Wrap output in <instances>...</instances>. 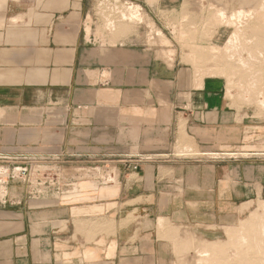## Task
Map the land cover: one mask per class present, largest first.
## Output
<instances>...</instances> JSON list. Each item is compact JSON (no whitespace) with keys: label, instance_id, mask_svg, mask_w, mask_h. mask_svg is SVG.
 <instances>
[{"label":"crops","instance_id":"crops-1","mask_svg":"<svg viewBox=\"0 0 264 264\" xmlns=\"http://www.w3.org/2000/svg\"><path fill=\"white\" fill-rule=\"evenodd\" d=\"M90 6L0 0V166H45L29 176L50 188L4 181L0 264H166L144 222L219 224L264 199V117L239 116L219 81L194 87L146 48L99 51ZM241 144L254 146L245 157L175 151Z\"/></svg>","mask_w":264,"mask_h":264},{"label":"bare ground","instance_id":"bare-ground-1","mask_svg":"<svg viewBox=\"0 0 264 264\" xmlns=\"http://www.w3.org/2000/svg\"><path fill=\"white\" fill-rule=\"evenodd\" d=\"M99 1H101V3H100L101 5H107L108 8H109V5L111 6V4L116 5V3H112L110 0H99ZM150 1L151 0H148V2H150ZM160 1L163 5L162 8H164L165 11L166 10L169 11L170 9H175V8L180 9V7L183 6L182 8H185L184 10H186V9L192 10L195 12L196 17L198 15V18H199V19L197 18V20H199L198 22H200L201 18H202V20H204V22L201 20L202 21L201 23L202 24L205 23L206 24L205 27L206 26L207 27H206V29H202V30H205V32H207L209 29L210 30L207 34L203 31L204 33L202 34V36L197 35V39L195 38L194 35H193L194 36V38H193V36L191 34L192 38L194 39V40L191 39L192 41H194V43H193L192 41L187 40L190 37L186 36L187 37V39H186L185 35L184 34L182 35V33L184 31L181 32L182 31L181 29H183V28L179 29V31L174 30L172 25L176 22L174 21V19H173V21H171V19H170L171 17L170 18L167 17V16L171 15V13L168 12L169 15H167L166 14L167 11H166L165 14L167 16L162 18L164 26L169 30L172 37H174V39L177 40V42L176 41L175 42L179 45V47L181 48V50L183 52L184 51L187 52L188 49L193 48L195 46L196 49H198V51H199L198 53L200 54V57L202 56L204 58V56L206 55L203 62L206 61V63H207V61H209V63H207V64L211 65L213 60L215 61L216 59H218L219 62L217 64L220 63V65H219L220 67L213 66V69H215L216 67H217L216 69L219 68L220 73L217 70V74H223V76L225 74L226 75L228 74V76L229 75L231 77L237 76L238 78H240L239 76H241V77L246 76L247 77V79H245V80H247V83H245V87H241L243 85L240 84L241 86L240 85L239 86L241 88H243V90L239 91L240 87L235 88L232 86L233 84L231 83V82L235 83V80H234L235 78H232L234 81H229L228 76H226L228 79L227 81H229L227 87L225 88L226 89L225 94H226V97H228V99H231V101H232V99L236 96L237 99L240 98V99H242V101L244 100L245 102H254L261 109L264 110V91L261 90L263 85H261L262 87H260L258 89L256 87V85L262 83V80H263L264 49L263 50L253 49L249 46V44L251 43V40L253 39L251 37H253L255 35H259V34H256L254 32L253 28L258 29V28H260L261 23L264 24V0H160ZM135 2L133 3V2L127 1V2L123 3V5L121 4L122 6L121 5H120V7L118 6L119 11H117V12L119 13V17H120L118 19L123 20V21L128 20L129 23L130 22H133V23L135 22L137 24L143 23L149 30L147 41L153 42V40H156V42H157V40H160V42L161 41L164 42L165 40L163 41V35H162L164 33H162L161 30H159L157 27H155V24L150 19L151 17L149 18L147 13L143 11L142 7L138 4V2L137 3H135ZM115 7H117V6H115ZM182 8L180 10H183ZM177 9H175V10H177ZM172 12L174 14V10H172ZM178 12H179V10H178ZM182 12H181V14L183 15ZM175 13H176V11H175ZM176 14H178V13H176ZM191 14H192V12H191ZM186 16H187V14H186ZM172 17H173V15H172ZM180 17H181V15H180ZM193 17H195V16H193ZM173 18H175V17H173ZM188 19L190 21L191 18H188ZM188 19L186 18V20H188ZM192 19L194 20V18H192ZM15 20H17V19H15ZM103 20H104V23H103L104 29L106 28V29H110L113 31L116 29L114 27L115 25H114L113 18L111 19L109 15L104 17ZM186 20H185L186 23L189 22ZM195 20H194V23L196 22V24H197V21H195ZM12 22H14V21L12 20ZM117 22L120 23L122 21L118 20ZM177 22H179V20ZM180 22H183V20ZM171 23H173V24L171 25ZM189 23H187V25ZM194 23L192 24V26L195 25ZM198 24L200 25V23H198ZM251 24H253V25L255 24L257 27L256 26L254 27ZM117 25H119V24H117ZM179 25H180V23H179ZM199 25L198 26L196 25V27H199ZM250 25L253 27L252 31H250V32H252V34L248 36L247 35L248 30L247 29L249 28ZM184 26L185 25L183 24V27ZM192 26L189 24L187 27L186 26L185 27L187 29L188 27L191 28ZM205 27L203 26L202 28H205ZM194 28L192 27V29L190 31H188V30L187 31L185 30V31L192 33L191 31ZM207 28H209V29H207ZM176 29H177V27H176ZM196 30H197V28H196ZM250 30H251V27H250ZM193 31H195V30H193ZM195 33L196 32H194V34ZM187 35H189V34H187ZM257 37L258 36H256V39H257ZM258 40H259V38H258ZM252 43H255V42H252ZM194 44H196V45H194ZM157 45H159V43ZM252 45H254V44H252ZM256 45H255V47L257 48ZM165 50L161 51V52L163 54H165L169 58L170 61H172L174 54L172 53L171 50H167L166 52H165ZM191 50H192V52L194 51L193 52L194 56L197 55L195 53V52H197V50H194V49H191ZM191 50H189V51L191 52ZM182 51H180V52H182ZM184 54H185V52H184ZM188 54H189V52H187V56H188ZM190 57H189V60H190ZM207 57H208V60H205V59H207ZM196 59H198L199 61L202 60L199 58H196ZM196 59H191V61L194 60L195 62L194 61L193 62L195 63V65H199V63H197L198 60H196ZM203 62L200 61V64ZM171 64H173V63H171ZM213 64L216 65L215 62H213ZM202 66H204V64L200 66L202 69H204ZM211 66H208L209 67L208 69H210ZM199 68L198 69L196 68L198 75H200V69H201V68L200 69ZM194 69H195V67H194ZM208 69H206V70H208ZM205 73L208 76L210 75L209 74L210 72L207 73V71H206ZM212 74H214V72H211V75ZM198 75H197V77L196 76L195 77L199 78ZM245 80L242 82H238V83H243V82H245ZM194 83H196V82H194ZM196 84H194V86L195 87L197 86V88H199L201 86L198 83H196ZM235 85L238 86L237 84H235ZM178 122H179L180 126L184 123V122L181 123L182 121L181 122L178 121ZM184 146L185 147L184 148L182 147V149L179 148L182 151L176 149L177 150L176 152H179V153L181 152L182 155H184V156L190 155V153H192V152L190 151L191 149H190L189 145H184ZM244 153H246V152H244ZM176 155H179V154H176ZM199 155H201V156L203 155V156H206L207 158H211V159L224 158V157L235 158L239 155L244 156V157L247 156V154H243L242 152H241V154H240V152H239V154H237L236 152L235 153H233V152H231V153H226V152L225 153H217V152H206V151L200 153ZM248 155H250V154H248ZM13 166L15 167L13 170L17 171V173L20 172L21 175L26 176V179H25L27 181L26 183H29L30 182L29 170L31 168H34V165L32 167H30V165L29 166L28 165L21 166L18 164L13 165ZM35 166H37V165H35ZM6 171H7V167L6 168L3 166L0 167V177H1L0 180L1 181H3L4 176L6 175ZM66 171L72 172L74 170L66 169ZM80 172H84V171L81 170ZM252 218H253V221L250 225V229L245 228L241 222L242 220L241 221L239 220L241 222V224H239L240 227L238 226L239 230L237 231V233L234 232V233H236L235 235L232 233L234 235L232 237L228 233V232H230L228 230L229 226L226 227V229H225L228 237H230V239H231V241H230V239L227 237L228 241H229L228 243H230L233 248L235 247L237 249L236 253L235 254L233 253V258L236 261H238L237 264L238 263H240V264H260L259 262H257L256 256L260 251H262L264 249V218L262 216H258L255 218L252 217ZM164 220L165 219L162 216L157 217L156 218V225L159 228H161V226L164 223ZM214 243H216V242H214ZM210 244H212V243H210ZM216 245L212 244V247H210L212 249H210V250H213V251H211V252L209 251V249L207 250L205 248V246L196 247V248L194 247L192 253H181L178 256V257H180L179 260L181 261V263H184V264H220V263H218V260L220 262L222 259L220 260L219 257L224 258L228 255H226L227 251H226V249H225L226 247H225L223 250L222 249L217 250L220 255L218 254L219 257L216 256L217 254L215 255V251H214V250H216L215 249ZM250 250L251 251L254 250L255 251L254 254L256 256L254 254H250V253L245 254V252L250 251ZM241 253H244V255H241Z\"/></svg>","mask_w":264,"mask_h":264},{"label":"rangeland","instance_id":"rangeland-1","mask_svg":"<svg viewBox=\"0 0 264 264\" xmlns=\"http://www.w3.org/2000/svg\"><path fill=\"white\" fill-rule=\"evenodd\" d=\"M110 1L112 3H116V5L115 4H113V5L111 4V6L109 5V8H108L107 5H101L100 4L101 1H99V0H91V6H90L91 21L90 22H91V27H92L93 31L90 33L88 40H90L92 43L96 44V46L98 47L99 51L105 52L106 50H109V49L112 50V51H115L116 49H120V48H122L124 46H130V47H135V48L136 47L146 48L147 51H149L151 57H154V58L155 57H158V59H161L162 58L166 62V67L167 68L172 69L174 66H177L178 68H180V73L182 72L184 74L191 75L192 78H193V80H194L193 82H196L199 85H201L200 87H203L204 80L205 79H212V80L219 81V84L222 85L221 88H222L224 94H225V90H226L225 88L227 87L229 81H234L235 80V83L231 82L233 84L232 86L235 87V88H238L241 85H243L241 87H245V83H247V80H245V79H247L246 76H243V77L239 76L241 79L243 78L241 80L237 76L236 77L235 76L234 77H231L230 75L228 76V74L227 75L225 74L224 76H223V74H217V70L220 73L219 68L216 69L217 67H220L219 66L220 63L217 64L219 62L218 59H216L215 61L213 60V62H215L216 65L213 64V62L211 64L212 66L210 64H207V63H209V61H207V63H206V61H204L205 62L204 63L203 60H204V58H205L206 55L204 56V58L201 56L203 58L202 59L200 57V54L198 53L199 52L198 49H196L195 46H194L195 48L193 47V48L188 49L187 52H189L190 55L188 54V56H187V52L186 51H184L185 52V54H184V52L181 50V48L179 47V45L176 43L177 40L174 39V37H172V35L169 32V30L163 24V19L162 18L166 17L167 15H169V13H171V15H169L167 17H169V18L171 17L170 18L171 21H173V19H174V21L176 22L174 24L171 23V25L172 24L174 25V26L172 25V27L174 28V30L175 31H177V30L179 31V29L183 28L184 30L181 29L182 31L181 30L180 31L181 32L184 31L182 33V35L184 34L186 39H187V37H190L189 39H187L188 41L194 40L193 39L194 36L197 39V35L198 36H202V34L205 32V30H202V29H206L207 26L205 27L206 24L205 23H203V24L201 23L202 21L204 22V20H202V18L200 19V22H198L199 21V20H197L198 15L196 17V14H195L194 11L188 10V9L184 10L185 8H182L183 7L182 6V7H180V9L182 8L183 10H180L179 8L178 9L175 8L177 10H175V9H170L169 11L166 10L167 11V13H166V11L164 10V8H162L163 5H162V3H161L160 0H151L150 2H148V0H118V1L117 0L116 1L115 0L114 1L113 0H110ZM127 1L128 2H133V3L135 1H136L135 3L138 2V4L142 7L143 11L147 13L148 17L149 18L151 17L150 19L155 24V27H157L159 30H161L162 33H164V34H162L163 35V41L165 40L164 42H162V41L160 42V40H157V42H156V40H153V42L152 41H147V37H148V34H149V30H148V28L143 23H138V24L135 23V22L134 23L133 22H130L129 23L128 20H124L123 21V20L118 19L120 17H119V13L117 11H119L118 9H119L120 5L121 4L123 5V3L127 2ZM115 6H117V7L119 6V7L117 8ZM172 10H174V14L175 15L173 14ZM178 10H179V12H178ZM175 11L178 14H176ZM190 11L192 12L193 15L191 14ZM181 12L183 13V15L181 14ZM186 14H187V16H186ZM107 15H109L111 19L113 18L114 25H115L114 27L116 28L114 31L113 30H110V29H106V28L104 29V24H103L104 23V20L103 19ZM172 15L175 18H173ZM180 15H181V17H180ZM193 16H195V17H193ZM186 18L187 19L188 18H191V19L189 21V19L186 20ZM192 18H194V20L196 19L195 21H197V24H196V22L194 23V20ZM177 19L179 20V22H177L178 21ZM118 20L119 21H122V22L118 23L117 22ZM182 20H183L184 23L183 22H180ZM185 20L186 21H189L190 23L189 22H187V23H189L191 26H192L193 23L195 24V25L192 26L193 28L195 27L193 29L195 31L192 30L191 31L192 33L186 32L187 30L190 31L192 29V27L191 28L188 27L186 29V27L189 24L187 25V23L185 22ZM179 23H180V25H179ZM198 23H200V25ZM117 24H119V25H117ZM183 24L186 27L185 26L183 27ZM196 25L197 26L199 25V27H196ZM202 25L205 28H202L203 27ZM251 25H253V24H251ZM251 25L247 29L248 30L247 31V33H248L247 35L248 36L252 34V32H250V31H252V28H253ZM253 26L255 27L256 25L254 24ZM176 27H177V29H176ZM250 27H251V30H250ZM196 28H197V30H196ZM207 29H209V28H207ZM94 30H95L96 33L99 31V33H97V34H99L101 37H103L104 39H106L108 42H111L112 44L101 45V43L98 42L99 39H97L96 36H95ZM209 30L207 32H205V33L207 34L209 32ZM253 30H254V32L256 34H259L260 36L259 35H255V36L251 37L253 39L251 40V43L249 44V46L251 48H253V49H261V50H263L264 49V24L261 23L260 28H258V29L253 28ZM185 32L187 34H189V35H187ZM194 32H196V33L194 34ZM191 34H192V36L194 35L193 38H192ZM256 36H258L257 39H256ZM258 38H259V40H258ZM192 42L194 43V41H192ZM252 42H255L257 45L255 43H252ZM158 43H159V45H157ZM252 44H254V45H252ZM194 45H196V44H194ZM255 45L257 46V48L255 47ZM191 49L197 50V52H195L197 55L194 56V54H193L194 51L192 52ZM164 50H165V52L167 50H171L172 51V53L174 54L173 59H172L173 62L170 61L169 58L165 54H163L161 52V51H164ZM189 50H191V52ZM180 51H182L183 53L180 52ZM189 57H190V60H189ZM208 57L205 60H208ZM196 58L202 59L200 61L203 62V63L200 64V61L198 59H196ZM191 59L198 60L197 63H199V65H195V63H194L195 61L193 60L194 61L193 62V61H191ZM171 63H173V64H171ZM203 64H204V66H202V67L204 69H202L200 67ZM208 66H211L210 67L211 70L208 69L209 68ZM213 66H217V67L216 68L214 67L215 69H213ZM194 67H195V69H194ZM196 68L197 69L198 68L200 69V75L197 74V71H196L197 69ZM205 68L208 69V70H206ZM263 70H264V67H263ZM206 71H207V73L210 72L209 73L210 74L209 76L205 73ZM211 72H214V74L211 75ZM197 75L199 76V78H196ZM226 76H228L229 81H227L228 79H227ZM232 78H235V79L233 80ZM244 80H245V82L238 83V82H242ZM196 83H194V84H196ZM263 83H264V71H263V80H262V83L257 84L258 86L256 85L257 89L260 88V87H262L261 85H263V87H262L261 90L264 91V84ZM235 84H237L238 86H236ZM241 87H240L241 90L239 89V91H242L243 90V88H241ZM225 96H226V94H225ZM229 101H230L231 108L232 109H235L238 112V115L239 116L241 114V117L244 116V115H246L245 113H247V115L248 114H251L253 117L254 116L255 117H264V110L261 109L254 102H245L244 100L242 101V99H240V98L237 99L236 96L232 99V101H231V99H229ZM243 110L244 111L245 110H248L250 112H243ZM239 116H238V119L240 120L241 117H239ZM181 143H183L182 138H181ZM258 143H260V142H257V144ZM176 146H178V144ZM253 147H254L253 144H250V145L249 144H247V145L241 144V145H238V146L234 147V149L231 150V151L232 152H235V151L236 152H243V151H240V150H245L244 148H253ZM256 147L259 149L262 146L256 145ZM176 149L177 150H181L182 147H181V149L175 148V151H177ZM246 150H248V149H246ZM231 151H227V152H231ZM190 155L196 156L198 158L199 157L200 158H202V157L207 158L206 156H203V155L202 156L201 155H195V154H190ZM190 155H185V156H190ZM20 165L21 166H25V165H22V164H20ZM4 167L5 168L7 167V171H6V175L4 176L3 181L0 180V187L2 188L1 189V192H0L1 199L6 197V191L5 192L2 191L3 190V187L6 184V183H4V181L7 182V181H10V180H13V179H18V180L23 179V181L25 183L27 182L25 180L26 179V176L20 175L19 173H17V171H14L13 170L15 168L14 166H11L10 168H8V166H4ZM45 168H46L45 166H42V167H36L35 166L33 168L32 173H35L37 170L45 169ZM66 173H67V171H66ZM30 179H31V182H33V185L36 186V189H38V187H42L44 189V191H41L40 193H46L50 189L48 187L47 190H45L46 189V188H44V187H46L45 185H38V183L45 184L44 182H45L46 178H41V180H37V177H31ZM70 188L71 187H68L67 190H70ZM62 190H64V189H62ZM258 216H262L264 218V199L251 200V201L245 202L244 204H242V205H240L238 207L236 215L235 216H231V218L229 219V221L228 222H224V223H219V224H198V225L197 224H189V223L188 224L187 223L185 224V223H176V222L173 221L172 218L165 217L164 218L165 219L164 220V223L161 226V228H159L156 225V222L154 220L153 221L151 220L148 223L147 222H144L142 224V227H143L144 230H148L149 229L150 231H153V232L157 233V235L159 236V238H161V239L163 238L162 239L163 240L162 242H163V244H165L166 252H168L170 254L172 253L173 254V257H174V259H172L173 261H170V260L169 261H166V264H184V263H181V261L179 260L180 257H178L181 253H192L194 247L196 248V247H203V246H205V248L207 250L209 249V251L211 252V251H213V250H210V249H212V248H210V247H212V244H215V245L217 244L216 245V248H215L216 250H214V251H215V255L217 254L216 256H218V257H219L220 254H219V252L217 250H219V249L220 250L221 249L223 250L226 247L225 248L226 251H227L226 255H228V256H226L224 258L223 257H219V259L220 260L222 259V260L220 262L218 260V263H220V264H237L238 261H236L233 258V253L235 254L237 249L235 247L233 248L231 246V244L228 243L229 242L228 241V238L230 239V237H228L225 229H226V227L229 226L228 227V230L230 232H228V233L232 237L239 230L238 229V226L240 227L239 224H241V222H242V224H243V226L245 228H247V229L249 228L250 229V225H251V223L253 221V218L252 217L255 218V217H258ZM239 220L240 221L242 220V221L240 222ZM234 232H236V233H234ZM230 241H231V239H230ZM214 242H216V243H214ZM210 243H212V244H210ZM246 253L254 254L255 251L254 250H252V251L250 250V251L245 252V254ZM241 255H244V253H241ZM256 258H257V262H259L260 264H264V261H263L264 260V249L257 254ZM260 258L261 259L263 258V259L261 260ZM238 264H240V263H238Z\"/></svg>","mask_w":264,"mask_h":264},{"label":"built area","instance_id":"built-area-1","mask_svg":"<svg viewBox=\"0 0 264 264\" xmlns=\"http://www.w3.org/2000/svg\"><path fill=\"white\" fill-rule=\"evenodd\" d=\"M133 167L135 168L136 167V164H133ZM19 174H20V172H19ZM21 175V174H20Z\"/></svg>","mask_w":264,"mask_h":264}]
</instances>
